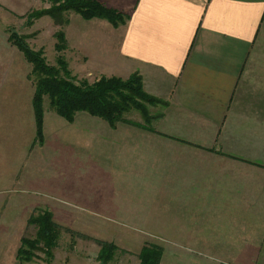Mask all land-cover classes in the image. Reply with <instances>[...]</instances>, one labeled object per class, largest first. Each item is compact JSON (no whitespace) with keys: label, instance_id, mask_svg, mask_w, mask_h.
Masks as SVG:
<instances>
[{"label":"crops","instance_id":"obj_1","mask_svg":"<svg viewBox=\"0 0 264 264\" xmlns=\"http://www.w3.org/2000/svg\"><path fill=\"white\" fill-rule=\"evenodd\" d=\"M97 1L129 20L71 13L68 50L164 104L113 127L46 107L38 142L33 94H0V264L39 208L138 230L158 264H264V0Z\"/></svg>","mask_w":264,"mask_h":264},{"label":"trees","instance_id":"obj_2","mask_svg":"<svg viewBox=\"0 0 264 264\" xmlns=\"http://www.w3.org/2000/svg\"><path fill=\"white\" fill-rule=\"evenodd\" d=\"M51 8L35 15H49L55 23L65 22L63 13L73 11L85 20L93 18L105 19L113 27L124 25L130 18L129 13L104 6L97 0H54ZM55 49L59 52L65 49V38L62 32L56 34ZM10 41L23 54L31 65L30 74L35 77L32 96V106L35 116L36 139L43 140V99L47 97L50 109L68 122H72L77 112H86L101 118L115 126L124 120V114L130 110L141 112L145 122L151 117L146 110V104H164L161 100L148 95L142 86V78L135 73L128 79L101 77L92 84L86 81L76 82L61 57L57 58V67L46 63L41 51L31 49L25 40L16 34L10 36ZM29 224L36 226L33 238L22 237L17 250V260L31 262L35 251L41 249L48 261L52 259V250L57 246L59 238L58 226L49 211L43 210L31 216ZM101 249L97 259L102 263L109 261L118 249L114 244L99 242ZM162 249L157 245H144L138 255L137 264H158Z\"/></svg>","mask_w":264,"mask_h":264},{"label":"rangeland","instance_id":"obj_3","mask_svg":"<svg viewBox=\"0 0 264 264\" xmlns=\"http://www.w3.org/2000/svg\"><path fill=\"white\" fill-rule=\"evenodd\" d=\"M53 1L54 0H0V94H33L34 91L35 77L30 74L31 65L10 41V36L12 34L21 36L31 49L41 51L46 63L51 66L57 67L58 57L64 59L71 73V77H73L76 82L86 81L92 84L101 77H109L105 76L102 70L85 67L82 61L86 58H83L82 54L73 53L68 50L69 47H67L64 30L70 21V14L75 12H64L63 17L66 21L61 24L55 23L49 15H42L39 17L35 15L36 13L51 8L54 4ZM44 17L47 19H43ZM58 32H62L65 38L66 47L61 52L55 49V45L58 42L56 38ZM130 76L126 78L115 77L126 80ZM145 106L150 116V112L152 111L151 108L155 105L146 104ZM157 106H160V104H157ZM46 107L50 108L49 100L47 97H44L43 109ZM130 111H133L131 114H141L138 110L133 109ZM130 111L126 112L124 116ZM43 210L49 211L46 208H39L35 210L32 215L35 216ZM49 212L59 230L57 246L52 250V259L48 261L45 253H43L41 249H38L35 251V257L31 262L19 261L20 264H137L139 262L138 255L142 245L139 243L135 246L127 245L126 243L132 241L130 233L140 234V231L120 229L119 231L121 232H116L112 236L111 230L106 228L97 230L84 228L81 223L86 221L83 220L82 217L78 219V214ZM35 233L36 226L28 224L24 230L23 237L33 238ZM112 239L117 242L121 241L119 243L125 245L114 244L118 249L115 251L113 257L105 263L98 261L97 256L101 249V244L99 242L102 241L113 244ZM146 244L154 245L147 242Z\"/></svg>","mask_w":264,"mask_h":264}]
</instances>
